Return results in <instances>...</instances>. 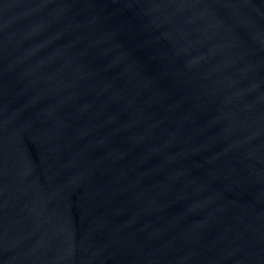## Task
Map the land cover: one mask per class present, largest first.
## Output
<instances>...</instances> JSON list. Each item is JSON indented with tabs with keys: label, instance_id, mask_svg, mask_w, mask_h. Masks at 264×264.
Segmentation results:
<instances>
[{
	"label": "water",
	"instance_id": "water-1",
	"mask_svg": "<svg viewBox=\"0 0 264 264\" xmlns=\"http://www.w3.org/2000/svg\"><path fill=\"white\" fill-rule=\"evenodd\" d=\"M0 264H264V0H0Z\"/></svg>",
	"mask_w": 264,
	"mask_h": 264
}]
</instances>
